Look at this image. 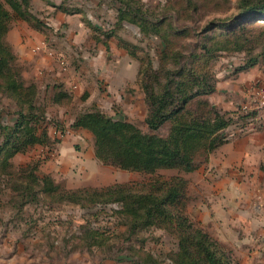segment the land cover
<instances>
[{
	"label": "trees",
	"instance_id": "obj_1",
	"mask_svg": "<svg viewBox=\"0 0 264 264\" xmlns=\"http://www.w3.org/2000/svg\"><path fill=\"white\" fill-rule=\"evenodd\" d=\"M116 1L120 4L116 25L134 24L141 34L159 38L162 45L156 55L141 56L121 40V45L139 62L137 79L145 94L144 123L148 131L131 121L107 115L95 105L77 112L69 128L92 134L94 155L103 164L147 177L141 184L68 187L49 173L40 172L38 160L15 167L13 157L35 146H48L47 156H51L54 144L61 139L57 132L64 133L68 128L49 118L48 102H40L37 84L24 79L18 57L7 40L14 19L35 21V29L42 32L45 31L38 25H49L31 12V0H0V94L11 100L2 109L14 108L10 121L0 111V185L13 192L11 197L19 208L37 201L39 195L47 197L44 199L49 206L116 204L111 214L121 219L123 240L130 242L135 238L140 243L138 247H126L123 264H238L230 248L189 216L190 182L182 173L204 165L216 148L230 140L232 128L243 127L262 116L259 109L224 111L206 97L216 91L211 65L219 54L239 60L232 71L235 74L256 64L264 66V22L249 18L264 17V0H166L163 10L164 6L175 10V16L166 11L157 15L155 9L159 5L144 7L140 0ZM57 7L67 10L62 5ZM217 26L225 29L207 41L217 36L221 39L205 42ZM180 32H191L194 39H173ZM62 98L71 97L61 91L51 103L62 102ZM250 118L252 121H248ZM50 127H54L55 137H50ZM162 127L166 128L165 133H159ZM168 169H176L177 173H160ZM262 169L264 172V166ZM94 213L97 215L98 211ZM89 224L83 226L88 231L87 245L104 244L100 230ZM150 227L175 238L176 248L164 255L146 249L144 239L137 234Z\"/></svg>",
	"mask_w": 264,
	"mask_h": 264
},
{
	"label": "rangeland",
	"instance_id": "obj_2",
	"mask_svg": "<svg viewBox=\"0 0 264 264\" xmlns=\"http://www.w3.org/2000/svg\"><path fill=\"white\" fill-rule=\"evenodd\" d=\"M140 1L144 4V7H157L159 5L160 7L155 9L157 15L164 14V11H166L167 15L172 13V15L175 16V10L166 9L165 6L163 10V5L166 0ZM51 5L55 7L57 5H62V7H66L67 11L71 14L75 11L81 14L80 17L79 15L77 17H82L85 22H88V29L90 30V32L87 30L84 34L85 36L82 35V38L108 39V37L114 35L116 39H122L130 44V48L135 49V52L141 56L147 54L156 55L157 51L162 47L159 38L141 34L138 27L134 24L121 22L119 26L116 25L117 9L120 7V4L116 0H31V12L42 21L43 24L44 22L48 23L45 21L49 15L46 11L50 9ZM249 18H253L258 22H264V17L251 16ZM249 18L247 17L246 19ZM76 21L77 20H74V22ZM22 24H24V26H22ZM66 24H68V22H62L61 24L55 23L53 27L48 26V28L42 25L38 26L45 31L43 34L46 39L53 40L51 46L55 47L58 51L60 50L59 53L61 52L67 58L69 65L71 63L69 54H77V56L80 57L81 53L85 52L88 54L95 50L98 51V46L94 43H90L86 46L78 44L66 45L65 41L62 48L58 49L56 44H54L55 39H70L71 32H68L67 27L65 29L64 26H66ZM36 25L37 23L35 21L14 19L11 23L10 30L19 26L20 30H22V28L26 29L24 27H27V29L30 28L29 30H37L35 29ZM68 25L69 28H72L71 23ZM223 29H225V26H217L212 29L206 36L205 42L212 43L215 40H220L221 37L217 36L214 38L215 40L207 41V39H211L213 36L218 35ZM111 30L113 33H110ZM180 33V35L174 36L173 39H194L191 32L188 34L187 32ZM74 34L77 35L78 33L75 32ZM7 39H9L8 34ZM116 44L118 45V41L116 42L115 40L114 45ZM114 45L109 44V48H103L104 56L105 52H118L117 47ZM255 50L259 51L260 48H256ZM233 57L234 56H230L229 54H219L218 58L212 60L214 64L213 66L211 65V70L216 80V87L218 85L222 91L232 88L235 89V86L239 85L242 87L243 82L239 79L240 73L235 74L232 72L239 64V60ZM131 58L133 57L128 56V59ZM136 60L138 59L136 58ZM156 60L157 59L154 57V62H156ZM19 63L21 65L22 74H26V77L23 75L24 79L27 82L34 81L37 84L39 101L48 102V116L53 121L62 124L60 120L64 118L67 112H69L68 116H75L77 112L89 109L91 105H95L107 115L131 121L143 131H148L144 123L147 112L145 94L143 90H137L138 79L136 81L133 77L135 69L131 61L125 65L128 73V84L123 87L126 98L123 101H115L111 96L101 100L92 99L91 101H87L88 99L79 96L76 98L71 97L67 100L62 98V102L59 101V103L53 104L51 103V99L61 91H65L63 90L65 89L63 83L61 81L53 82L51 80H45V78L42 79L44 75L42 72L44 70H40L41 73L38 74L40 78L35 80L36 78L32 76L33 74L31 75V71L28 69L27 64L25 65L21 60ZM73 64L76 66V69L72 68V70H77L80 64L78 62H74ZM230 64H232V66H230ZM70 66H73L72 63ZM261 67L260 72L253 74L254 77L247 87H239V91L245 92V95L247 92V96L243 99L237 98L238 100H236V103L233 105L235 110L238 109L242 103L248 101H253L259 107L263 105L264 66ZM91 78L97 85L100 84L99 86L104 82L103 77L99 78L98 76L97 78L96 76H91ZM87 87H91V84H87ZM156 89H159L158 85H156ZM249 91H251L250 94ZM224 95L227 96L226 93ZM219 97H223V95L214 92L206 98L215 103L218 101ZM10 101L11 100L0 94V111H3L2 116H5V119L8 121L14 117V113H12L14 108L8 107V109L4 111L2 107L8 103L10 105ZM64 108H66V110H64ZM259 110V113L264 117V108L261 107ZM224 111L229 110L224 108ZM62 125L68 128L66 124ZM51 128L54 131V127ZM65 130L67 131V129ZM165 132L166 128L162 127L159 130V133ZM67 134L68 133L65 135ZM53 137H55L54 133ZM57 137H59V135H57ZM70 141L74 143L75 150L78 152H82V149L84 150L85 148L84 151L86 153L83 158L84 162H75L74 155H72L74 153L72 149H70L65 155L66 162H63L59 154H56L54 150L50 156L52 160L46 163L42 161L45 159H42L43 155H40V152L37 153V151H35L36 149H31L27 153L18 155L13 163L15 167H17L21 164L38 160L40 172L45 173V171L48 170L54 171L55 173L52 177L56 182L65 184L68 187L87 185L99 187L115 182L141 184L144 181L143 179L147 177L140 172L121 169L117 166L103 164L99 161L94 156L93 136L89 132L74 133V135L70 136ZM160 173L164 176L175 175L177 170H161ZM6 187L7 186L4 184L0 185V264H123V261L127 258L126 247L129 245L138 247L140 244L135 238L130 242L123 240L124 236L122 232L124 226L120 224L121 219L111 214V211L117 208V205L114 203L85 208L69 203H51L52 206H49L48 201L44 199L47 197L39 195L37 201L26 203L19 208L14 204V198L11 197V193L13 192ZM192 188L193 187H191L189 183L187 192L193 199L194 194ZM97 211L98 214L95 215L94 212ZM87 223H90V227L100 230L102 238L106 240L104 244L100 246L96 243L90 246L87 245L86 236L88 231L83 227L88 226ZM137 235L144 239L143 245L146 249L153 250L162 255L169 250L175 249L177 245L175 238L159 228L150 227L140 231ZM166 261H168V259Z\"/></svg>",
	"mask_w": 264,
	"mask_h": 264
},
{
	"label": "crops",
	"instance_id": "obj_3",
	"mask_svg": "<svg viewBox=\"0 0 264 264\" xmlns=\"http://www.w3.org/2000/svg\"><path fill=\"white\" fill-rule=\"evenodd\" d=\"M46 13L49 15L45 21L49 26L53 27L55 23L62 22L71 23L72 28H69L68 24L64 26L65 29L67 27L68 32H71L70 39H55L54 44L58 49L62 48L65 41L66 45L86 46L94 43L98 46V51L88 54L84 52L80 54V57L77 54H69L73 65L70 66L71 63L69 65L67 58L61 52L59 53L60 50L51 46L53 40L46 39L43 32L29 30L30 28L27 29V27L20 30V26L12 28L8 32L7 40L18 60L27 64L35 80L40 78L38 74L44 70L42 79L61 81L65 87L64 92L70 97L80 96L88 99L87 101L101 100L108 96L115 101L126 99L123 87L128 84V73L125 65L132 62L135 69L133 77L137 81L139 64L135 57L128 59L131 55L121 45L122 39H116L114 35L108 39L82 38V35L89 30L88 22H85L82 17L78 18L77 16L80 17L81 14L77 11L71 14L67 10L51 5ZM74 20L77 21L74 22ZM75 32L78 34L75 35ZM115 40L118 41V45H114ZM109 44L116 46L118 52H105L104 56L103 48H109ZM61 56L66 59L65 68L59 64L58 57ZM74 62L80 64H77L79 65L77 70H72V68L76 69ZM260 67V64H256L246 71L238 72L239 79L243 82L242 87L249 85L254 77L253 74L261 71ZM23 75L26 77L25 73ZM91 76L103 77V84L97 85ZM87 84H91V87H87ZM235 87V89L222 91L217 85L215 92L221 93L223 97H219L215 103L212 102L223 110L224 108L234 109L236 100L247 96V92L245 95V92L239 91V87L242 88L240 85ZM137 90L141 91L139 84H137ZM225 93L227 96L224 95ZM68 114L69 112L60 122L68 126L66 133L69 135L67 134V137L65 133L54 144L55 153L59 154L63 162H66L65 155L72 149L75 162H84L85 148L82 152L76 151L70 136L87 131L69 128L74 116H68ZM255 120L243 127L232 128L233 136L230 140L216 148L204 165L195 171L182 173L193 187V199L187 207L189 216L194 221L200 222L211 236L230 248L238 264H264V172L262 169L264 166V117L258 116ZM54 132L50 127V137H53ZM32 149H36L37 153L40 152V155H43L42 159L45 160L42 161L47 163L52 160V157L47 156L48 146H35ZM22 154L24 153H17L13 161ZM45 173L54 176L55 172L48 170Z\"/></svg>",
	"mask_w": 264,
	"mask_h": 264
},
{
	"label": "built area",
	"instance_id": "obj_4",
	"mask_svg": "<svg viewBox=\"0 0 264 264\" xmlns=\"http://www.w3.org/2000/svg\"><path fill=\"white\" fill-rule=\"evenodd\" d=\"M48 24V23H47ZM58 60H59V64L65 68V66L67 65L66 63V59L61 56V57H58ZM263 105H261V107L263 108L264 107V100L262 101ZM259 107L256 103H254L253 101H248L247 103H243L239 106L238 111L240 112H247V111H253L255 109H259L261 108ZM248 121H252V119L250 118ZM67 131H65L64 133H60V132H57V135H59V137H62Z\"/></svg>",
	"mask_w": 264,
	"mask_h": 264
}]
</instances>
